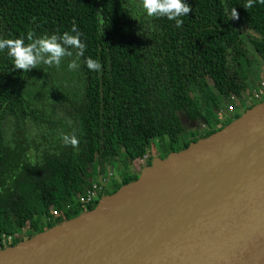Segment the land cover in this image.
I'll return each mask as SVG.
<instances>
[{
	"label": "trees",
	"instance_id": "16d2710c",
	"mask_svg": "<svg viewBox=\"0 0 264 264\" xmlns=\"http://www.w3.org/2000/svg\"><path fill=\"white\" fill-rule=\"evenodd\" d=\"M187 3L192 11L176 28L147 17L140 0H0V38L59 35L75 23L87 45L75 71L67 69L75 49L60 67L29 73L0 52V251L94 210L109 192L86 207L80 197L109 168L130 171L111 184L114 194L155 156L165 159L241 117L216 127L221 98L226 111L234 108L232 97L250 92L264 68V4ZM233 7L236 19L225 12ZM85 57L103 71L90 72ZM182 117L209 131L187 133ZM73 132L76 148L61 139Z\"/></svg>",
	"mask_w": 264,
	"mask_h": 264
},
{
	"label": "water",
	"instance_id": "95a60500",
	"mask_svg": "<svg viewBox=\"0 0 264 264\" xmlns=\"http://www.w3.org/2000/svg\"><path fill=\"white\" fill-rule=\"evenodd\" d=\"M0 264H264V101Z\"/></svg>",
	"mask_w": 264,
	"mask_h": 264
},
{
	"label": "clouds",
	"instance_id": "9594fccd",
	"mask_svg": "<svg viewBox=\"0 0 264 264\" xmlns=\"http://www.w3.org/2000/svg\"><path fill=\"white\" fill-rule=\"evenodd\" d=\"M255 4H264V0H245L244 8H252ZM140 7L145 15L150 18H166L175 22V27H182L184 21L182 17L188 16L192 11L187 0H140ZM231 19L238 18L235 7L225 9ZM82 32L73 23L70 31H65L59 35L53 33L36 36L33 32H28L14 38H0V52L12 58L15 69L29 73L40 65L48 67H60L63 58L72 57L71 49H75V58L67 63L69 71L80 68L79 59L84 57L87 45L82 39ZM84 65L90 72L101 73L103 67L98 59L92 57L84 58ZM63 143L76 148L79 141L76 134H62Z\"/></svg>",
	"mask_w": 264,
	"mask_h": 264
},
{
	"label": "built area",
	"instance_id": "2783aa9c",
	"mask_svg": "<svg viewBox=\"0 0 264 264\" xmlns=\"http://www.w3.org/2000/svg\"><path fill=\"white\" fill-rule=\"evenodd\" d=\"M264 91V89H263ZM264 95V93L262 92V94L260 93V91L257 90V87H256V90L254 89H251L250 92H247L243 98V102H239L240 99H238L237 97H232L233 99V104L234 105V108L232 106H228V109H227V112L228 113H231L233 111H236L237 110V106H236V103H244V102H250L251 100H260V98ZM241 104L239 106H241ZM106 177L107 176H100L98 178L99 180V184L98 183H93L91 188H89L86 193L80 197V200H79V203L81 205H84L85 207L88 206V205H91V204H94L95 202H97L100 198V195L102 193V191L105 190V188L107 187V180H106ZM70 208H72L70 206ZM54 216H59L60 215V212L59 211H54L53 212ZM14 240V237H11V236H3L2 237V242L3 243H7V242H12Z\"/></svg>",
	"mask_w": 264,
	"mask_h": 264
},
{
	"label": "rangeland",
	"instance_id": "374dc122",
	"mask_svg": "<svg viewBox=\"0 0 264 264\" xmlns=\"http://www.w3.org/2000/svg\"><path fill=\"white\" fill-rule=\"evenodd\" d=\"M258 65H259V64L256 65L257 68L259 67ZM256 66H255V67H256ZM255 81L258 82V84H257V86H256V87H257V90L260 91L261 94H262V92L264 93V91H263V89H264V80H262V79L257 80V79H256ZM209 83L212 84V82H211L210 80H209ZM256 87L253 88V89L256 90ZM239 102H243V98H241ZM244 103H245V102H244ZM240 104H241V103H236V106L238 105L236 111H233V112H231V113H228V112L225 110L226 113H227L228 115H234V114H236V112H238L239 109H242V108H243L242 105L239 106ZM233 106H234V105H233ZM242 115H243V113H242L240 116H242ZM182 118H183V126H184L185 130L187 131V133H189V132H193V131H195V130H197V129H199V128H203V127L205 126L202 120H199V121H197V122H195V123L192 124V123L186 121V120L184 119V117H182ZM152 153L155 154V150H153ZM155 155H156V154H155ZM156 157H157V156H155V158H156ZM129 173H130V171H128V170H126V171H125V170L121 171V170H119V167H118V166H114V167H112V168H109L108 171H107V173L104 174L103 177H104V176H107V177H106V180L108 181V182H107V185H108V186H111L112 183L119 182L122 178L126 177Z\"/></svg>",
	"mask_w": 264,
	"mask_h": 264
},
{
	"label": "flooded vegetation",
	"instance_id": "af4514ba",
	"mask_svg": "<svg viewBox=\"0 0 264 264\" xmlns=\"http://www.w3.org/2000/svg\"><path fill=\"white\" fill-rule=\"evenodd\" d=\"M244 98V97H243ZM264 100V95L260 98V100H251L250 102H245L242 103V109H239V111L237 113H244L246 110H248L249 108L253 107L254 105L258 104L259 102ZM221 101L223 102V108L221 109V114L217 117L218 123L216 124V127L219 128L220 126H222V124L224 123L225 119L227 117H230V115H228L225 111V105L227 103V100H224L221 98ZM236 113V114H237ZM205 125V124H204ZM199 131H209V128L205 125L203 128H199L197 129ZM180 149V148H179ZM113 189L112 185L108 186L105 188V192H109L111 194V190Z\"/></svg>",
	"mask_w": 264,
	"mask_h": 264
},
{
	"label": "crops",
	"instance_id": "0c3cea01",
	"mask_svg": "<svg viewBox=\"0 0 264 264\" xmlns=\"http://www.w3.org/2000/svg\"><path fill=\"white\" fill-rule=\"evenodd\" d=\"M256 79H257V80H259V79L264 80V68H263V66H261L260 72L257 74ZM256 79H255V80H256ZM257 84H258V82L255 81V83H254L253 86H252V89L255 88V87L257 86ZM236 113H237V112H236Z\"/></svg>",
	"mask_w": 264,
	"mask_h": 264
}]
</instances>
